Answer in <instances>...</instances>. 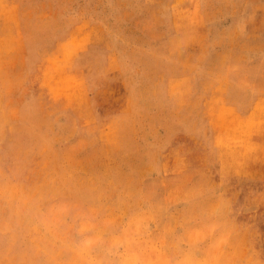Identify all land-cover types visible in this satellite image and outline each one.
I'll return each instance as SVG.
<instances>
[{"label":"rangeland","instance_id":"obj_1","mask_svg":"<svg viewBox=\"0 0 264 264\" xmlns=\"http://www.w3.org/2000/svg\"><path fill=\"white\" fill-rule=\"evenodd\" d=\"M0 264H264V0H0Z\"/></svg>","mask_w":264,"mask_h":264}]
</instances>
